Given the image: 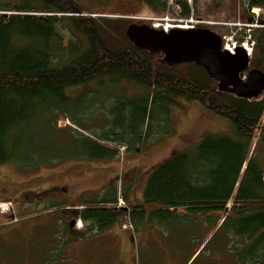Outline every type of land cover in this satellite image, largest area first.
Listing matches in <instances>:
<instances>
[{"label": "trees", "instance_id": "obj_1", "mask_svg": "<svg viewBox=\"0 0 264 264\" xmlns=\"http://www.w3.org/2000/svg\"><path fill=\"white\" fill-rule=\"evenodd\" d=\"M140 1L152 11H164L167 6V0ZM174 1L179 6L178 16L189 19L185 0ZM245 5L247 13L252 7L264 9V0H249ZM224 7L223 0H210L202 9L198 1H193V18L210 20L207 14L222 15ZM111 20L126 26L135 22L150 26L146 20ZM111 20L84 13L72 0H0V167L14 163L32 171L73 159L113 160L119 156V149L136 151L153 135H159L157 129L152 131L154 125L164 123L155 117L157 107L160 117L166 118L169 108L177 106L179 100L199 103L228 120L232 133H226L229 137L206 133L200 143L174 151L151 166L146 171L144 201L160 206L156 212L160 220L168 218V210L176 207L194 214L222 216L221 227L231 224L223 236L225 254L233 255L227 264H264V165L257 155L264 152V97L249 101L219 92L217 83L203 68L195 64L170 68L161 53L152 55L135 48L124 34L119 49L105 37L109 30L104 24ZM244 21H250L248 14ZM203 28L219 36L235 31L222 25ZM250 32L254 49L248 70L264 72V30ZM104 80L111 89L128 84L122 95L133 98L116 106L115 119L108 120L110 110L106 113L100 104L99 108V100L88 94L95 92L89 89L95 82L97 91L105 89ZM129 87L139 94H129ZM86 98L89 100L81 101ZM80 107L86 111L93 108L94 113L102 110L100 118L107 120L102 121L105 128L91 127L92 133L86 137L68 127L57 128L60 120L78 128L77 114H86ZM117 176L107 181V189L102 187L97 200L71 204L80 207L79 211L66 209L69 206L50 198L45 201L44 191L33 194L35 198L42 196V203H36L37 211L61 209L58 234L65 238L61 250L113 224L140 220L141 207L128 202V186L125 189L120 185L118 190ZM120 195L124 209L117 208ZM29 203L26 212L31 209ZM77 219L81 230L70 226ZM232 239H238L234 246L230 244ZM208 243L210 246L211 239ZM18 262L22 261L12 258L1 264Z\"/></svg>", "mask_w": 264, "mask_h": 264}, {"label": "rangeland", "instance_id": "obj_2", "mask_svg": "<svg viewBox=\"0 0 264 264\" xmlns=\"http://www.w3.org/2000/svg\"><path fill=\"white\" fill-rule=\"evenodd\" d=\"M72 1L84 13H92L96 18L109 17L110 20H123L127 16L136 18L133 20H147L152 26L156 24L165 25L166 22L164 20L166 19L170 24H178L176 21L178 22L179 20L178 11L176 12L173 7V1L170 6V0H167V6L164 11H152L140 0ZM186 1L188 2V0ZM248 1L224 0L228 11L227 13H232L231 16L227 13H222V15L212 17V14L209 13L205 17L210 19L207 20L208 22L222 23L226 27L235 26L240 31L245 28L244 26L252 28L251 30H264V9L262 8L250 10L249 14L252 16L251 23L243 24L240 21L233 20L237 19L238 15H235V12L238 11L241 13V19L242 13H245V4ZM198 2L199 7L202 9L209 3V0H198ZM215 18L216 20H211ZM111 21L110 24H104V28L109 30V32L106 31L105 37L109 43L122 49V42L124 41L123 34L126 25L122 21V23H115L114 20ZM238 30L232 32L236 34ZM235 34L231 36L225 35L226 40L224 43L228 46L236 43L235 36L237 37V34ZM245 34L248 36L247 31ZM237 38L241 40L239 36ZM242 40V45H247V48L251 46L248 37H246V41L244 39ZM262 66L264 67V63ZM97 85L96 82L90 85L89 89L95 90V92L92 91L91 93L89 91L88 94L94 101L99 100L97 103L99 108L101 105L106 113L108 109L110 110L108 120L109 118L115 119L113 111L118 104L122 106L121 102H125L126 100L130 102L133 100L127 94L122 95L126 93L128 84L120 83L116 88L111 89L108 88V81L104 80L103 87L105 89L98 91ZM123 89L125 91H122ZM78 90L76 91L78 92ZM76 91L75 93H77ZM82 91L83 89L79 92ZM128 91L129 94H139L133 87H129ZM88 100L89 98H86L81 101L86 102ZM177 104V106L169 108L166 118L160 117V110L157 107L154 110L155 117L161 118L164 123L159 126L154 125L152 131L153 129H157L159 135H153V138L147 144L136 151L125 153V149H123L122 153H125L123 157L120 156L112 161H107L110 165L106 169L103 167V160L85 159L66 160L51 168L40 167L32 171H25L26 169L14 163L1 166L0 203H6L8 206H3L2 204L3 208L1 209H4V211H0V264L12 258H17L19 261H22L20 262L21 264H25V262L29 264V261H32L30 264H37L40 261L43 264H147L143 250H139L136 241L131 242L129 249L126 250L120 248L121 237L117 236L114 238L113 234L102 241L99 240V235H97L98 237L96 235H90L82 239L85 240L84 242L75 243V245L71 244V246L66 244L61 250L62 240H65L61 232L58 234L60 231L58 219H61L62 216L61 209L53 208L51 211H45L42 208L37 211L35 206L36 203L42 201V196L35 198L33 194L37 195V193L40 194L44 191V193H47L45 201L50 198L53 202H63L66 206L72 203L79 204L83 201H95L99 196L96 191L99 192L102 187L107 189L109 186V183L103 182V180L105 181L106 178L110 179V176H115L118 172L122 175L120 184L118 182L116 185L118 190H121V186L125 188L129 184L137 188L144 181V172L151 166L169 158L172 152L184 150L193 144L200 143L203 135L206 133L223 134L227 137L230 135L226 133H232V127L228 120L215 116L203 109L199 103L179 100ZM83 110L86 111V109ZM102 113V110L94 113V109L90 108L84 115L77 114L76 125L78 128L71 126L68 120H60L57 123V128L64 130L68 127L72 130H77L80 135L86 137L92 133L93 129L91 127L97 129L105 128V122L102 123V121L107 120L100 118L101 115L103 116ZM257 155L264 165V152L257 153ZM29 200L31 209H27L28 211L26 212V205ZM44 205L46 204L44 203ZM19 209H21V213H18ZM227 209H229V205ZM12 210L16 211L14 216L17 219L7 221L10 217H5V215L12 212ZM20 226H22V230L16 233L13 228ZM230 226V223L225 226V229L220 226L216 236L219 238H223L224 236L225 238V234H228V228ZM235 240L238 239H232L230 244L234 246L236 243ZM215 241L216 237L213 242ZM232 245H229V248ZM40 254L42 255L41 258H39ZM155 254L156 262L159 263L163 259L162 252L156 250ZM232 259L233 255H229L228 257L225 254V264L232 261ZM193 260L189 264H192ZM200 260H204V253L193 264H198Z\"/></svg>", "mask_w": 264, "mask_h": 264}, {"label": "crops", "instance_id": "obj_3", "mask_svg": "<svg viewBox=\"0 0 264 264\" xmlns=\"http://www.w3.org/2000/svg\"><path fill=\"white\" fill-rule=\"evenodd\" d=\"M103 165L106 169L110 164L104 161ZM146 171L144 181L139 187L128 185V202L141 207L138 209L140 220L131 223L132 231L113 224L110 228L94 235H99L101 241L112 234L114 238L120 236V248L126 250L129 249L131 242L136 241L139 250H143L147 264H189L193 259V263L197 261L203 253L204 260H200L198 264H225L224 239L219 238L215 233L223 217L208 212L194 214L185 207H176L168 210V218L160 220L159 215L156 214L160 206L147 204L144 201ZM116 174L119 175V172ZM116 176H110V178L114 179ZM108 180L109 178H106L103 182ZM96 192L99 194L100 191ZM214 234L215 242L212 238ZM210 239L211 245L209 246ZM156 250L162 252L163 259L159 263L156 262Z\"/></svg>", "mask_w": 264, "mask_h": 264}, {"label": "water", "instance_id": "obj_4", "mask_svg": "<svg viewBox=\"0 0 264 264\" xmlns=\"http://www.w3.org/2000/svg\"><path fill=\"white\" fill-rule=\"evenodd\" d=\"M125 36L141 51L161 53L170 68L184 64L203 68L217 83L219 92L249 101L264 95V74L252 69L243 80L241 74L247 70L249 58L240 48L234 55L222 50L220 36L207 28L173 29L164 33L146 24L131 23L125 29Z\"/></svg>", "mask_w": 264, "mask_h": 264}, {"label": "bare ground", "instance_id": "obj_5", "mask_svg": "<svg viewBox=\"0 0 264 264\" xmlns=\"http://www.w3.org/2000/svg\"><path fill=\"white\" fill-rule=\"evenodd\" d=\"M236 34H237V37L239 36V38H241V39H243L245 37V33L243 31H237ZM3 206H7V205L4 204Z\"/></svg>", "mask_w": 264, "mask_h": 264}, {"label": "flooded vegetation", "instance_id": "obj_6", "mask_svg": "<svg viewBox=\"0 0 264 264\" xmlns=\"http://www.w3.org/2000/svg\"><path fill=\"white\" fill-rule=\"evenodd\" d=\"M70 226H72V224H70ZM13 230L17 233V231L22 230V226L13 228ZM18 264H19V262H18Z\"/></svg>", "mask_w": 264, "mask_h": 264}, {"label": "built area", "instance_id": "obj_7", "mask_svg": "<svg viewBox=\"0 0 264 264\" xmlns=\"http://www.w3.org/2000/svg\"><path fill=\"white\" fill-rule=\"evenodd\" d=\"M229 50H231V49H229Z\"/></svg>", "mask_w": 264, "mask_h": 264}]
</instances>
